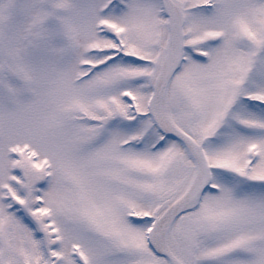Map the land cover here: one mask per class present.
<instances>
[{
	"label": "snow or ice",
	"instance_id": "6c2138e0",
	"mask_svg": "<svg viewBox=\"0 0 264 264\" xmlns=\"http://www.w3.org/2000/svg\"><path fill=\"white\" fill-rule=\"evenodd\" d=\"M0 264H264V0H0Z\"/></svg>",
	"mask_w": 264,
	"mask_h": 264
}]
</instances>
